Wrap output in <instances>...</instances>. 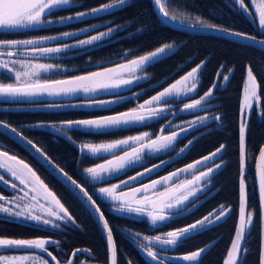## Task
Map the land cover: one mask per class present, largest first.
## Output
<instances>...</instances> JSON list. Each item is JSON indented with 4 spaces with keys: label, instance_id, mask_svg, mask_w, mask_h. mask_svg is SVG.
I'll list each match as a JSON object with an SVG mask.
<instances>
[{
    "label": "snow or ice",
    "instance_id": "snow-or-ice-1",
    "mask_svg": "<svg viewBox=\"0 0 264 264\" xmlns=\"http://www.w3.org/2000/svg\"><path fill=\"white\" fill-rule=\"evenodd\" d=\"M74 2L78 3V0H0V33L39 30L50 27L56 22L61 24L71 21L85 22L88 17L99 18L102 14H110L114 9H122L128 4V0H106L105 3L91 9L77 11L59 17L58 20L52 18L56 10ZM152 2L163 25L171 23L179 27L184 26L188 21L187 26L191 29L220 31L226 36H235L239 40L250 41L252 45L264 47V0H259V4L257 0H247V2L246 0H231L230 4L238 13L244 14L253 24L257 25L261 34L260 38L257 35L207 22L200 15H196L191 20L186 16H178L165 6L166 3H170V0H152ZM119 27L105 25L104 30H99L101 25L97 23L78 30L64 31L57 35L28 39H0V70L11 81L0 82V105L20 104L21 102L38 103L37 98L45 96L49 98L73 97L82 102L49 103L42 106L96 109L111 113L60 122H38L35 125V127L50 129L51 134L64 138L77 147L78 164H82L84 159L104 161L83 167L82 178H87L88 186L78 182L63 167L56 164L45 149L25 136L22 130L0 119V130L14 134L30 146L37 157L51 169L65 187L86 206L89 214L94 217L97 227L105 236L109 264H117V244L113 226L105 217L98 200L110 201L109 211L132 214L138 218L146 217L150 226L158 229L162 225L185 219L193 214L201 206L203 198L211 192L214 178L226 166L223 159L227 148L225 144H220L209 154L167 175L159 176L157 179H151V175L158 173L163 165L171 161L161 160L159 164L147 167L145 158H154L158 154L171 156L172 153L180 157L196 142V138H193L188 139L187 143L182 146L179 145V141L184 140L190 132H199L209 128L210 120L217 123L218 129L222 127V115L210 117L208 111L212 106V101L216 99L215 91L230 83L231 76L234 75V68L229 70V74H224L226 66L221 65L216 79L207 91L199 95V98H193L202 86V76L207 63V61H202L149 99L128 110L113 113V105L119 106L123 102L137 99L141 93L132 92V89L141 80L148 78L138 73H146L149 67L174 54L173 42H164L154 50L114 66H101L99 70L85 71L83 74L62 79H54L48 75L61 71V65L40 62L41 57L47 58L68 51L87 54L97 50L110 41ZM81 36L84 38H79ZM48 41L57 43L49 46L46 43ZM246 77L243 84V100L240 105L238 221L223 264H245L249 251L246 241L254 227L255 220L254 208L249 206L246 183V143L249 117L254 109L253 101L256 102L255 106L259 107L261 97L258 95L257 77L250 64L246 66ZM220 79L224 82L223 84L218 82ZM123 90L132 92V95H122ZM101 94L115 98L103 99L100 98ZM180 97H186L189 101L183 103L180 111L187 112L195 118L182 125H172L169 121L167 128L159 129V134L144 131L140 134L101 143L86 139L77 142L72 135V133L79 132L84 137L107 136L114 131L128 130L136 126H150V121L167 120L171 115L169 108L173 101ZM199 109H205V114H197ZM3 110L7 111V109ZM260 115L264 117V111H261ZM176 128L179 130H175ZM258 156L259 163L256 164V169L261 229L259 264H264V146L260 147ZM138 165L143 169L142 171L136 172L135 175L125 180H120L119 183L109 184L111 180L119 179L121 175H126L130 169ZM5 174L9 176V179H5ZM145 177H148L150 182L144 183ZM97 183L109 186H101L90 193L89 187L95 188ZM0 184L6 188L10 187L14 193L11 197L0 195V218H6L8 222L21 221L37 230L62 229L69 226L79 228L69 209L37 172L24 160L10 155L2 148H0ZM137 184L139 186H136ZM231 214V206L220 204L202 218L183 227L143 236L139 232L129 230L127 238L137 244L149 258L150 264L152 262L165 264V259L180 260L187 264H201L202 255L214 246L213 244L178 257L164 258L162 253L168 248L183 246L187 240L212 230L220 223L226 222ZM52 246H60V243L52 237H0V253L23 252V254L13 255L0 254V264H50V262L61 264L57 256L49 250ZM81 251L84 250L75 249L63 264H76ZM128 264L132 262L128 261Z\"/></svg>",
    "mask_w": 264,
    "mask_h": 264
},
{
    "label": "trees",
    "instance_id": "trees-1",
    "mask_svg": "<svg viewBox=\"0 0 264 264\" xmlns=\"http://www.w3.org/2000/svg\"><path fill=\"white\" fill-rule=\"evenodd\" d=\"M129 3L122 9H114L110 14H102L99 18L86 19L85 22H68L53 25L39 30H29L26 32L0 33V39H28L40 36L57 35L64 31L78 30L92 24H102L111 22L109 26H120L124 28L118 32L114 38L103 47L82 54L76 58L61 61L68 68H75L60 78L75 74H83L85 71H92L101 66L126 61L135 56L145 54L147 51L154 50L164 42H173L174 54L168 59L149 67L146 74L149 80L139 82L132 89V92L141 93L137 99L123 102L119 106L113 105L112 112L118 113L135 107L138 103L149 99L156 92L161 91L175 80L185 75L191 68L207 61L202 76V86L199 87L197 97L202 95L217 77L221 65H225L224 74H229V70L234 68V75L231 76L230 83L225 88L215 91L216 99L212 101L214 108L213 115H222V127L218 129L217 123L211 122L209 128L199 132H192L184 140L179 141V145L187 143L188 139L196 138L193 146L180 159L176 160L168 169L161 170L159 175L164 176L166 172L173 171V168L184 167L202 156L225 144L226 155L224 161L226 166L221 169L213 180L211 192L203 198L201 206L185 219L169 222L158 229L150 226L147 219H135L122 216L109 211L110 202L100 201L105 217L109 220L114 230V238L117 244L118 264H150V262L140 253L134 243L127 238L128 231H134L143 235H155L175 228L183 227L197 219L202 218L209 211L217 208L220 204L231 206L232 214L226 222L220 223L217 227L203 234L187 240L183 246L163 252L170 255L181 256L195 251L209 244L214 246L202 256L201 264H223L226 259L227 251L234 236L235 227L238 221L239 206V123L240 105L242 100L243 84L246 78V66L253 67V73L257 77L259 84V96L261 97L260 109H253L249 118V128L247 130L246 143V183L248 185L249 206L254 208L255 220L254 227L247 237V247L249 249L245 264H259L260 258V220L259 206L256 194L254 165L259 149L264 145V117L260 115L264 111V52L230 42L212 36L190 35L173 30L163 25L154 12L151 0H128ZM106 0H78L74 6L57 10L52 18L58 20L59 17L73 14L77 11L91 9L105 3ZM247 2V0H246ZM231 0H170L165 6L178 16H186L191 20L196 15H200L207 22L216 23L226 28L234 29L257 35L260 32L249 20L247 16L230 6ZM82 5V7L80 6ZM188 22V21H187ZM131 50V52H129ZM95 65L90 68L85 66ZM1 81V79H0ZM223 82L222 79L219 83ZM127 90L122 95H131ZM115 98L103 95L100 98ZM75 98L58 101H40L38 103L21 102L20 104L0 105V107H18L20 110L0 111V119L7 121L11 126L22 130L24 135L33 140L38 146H42L48 156L63 167L70 175L81 184L88 186L86 177L82 178V169L85 166H93L102 160L84 159L82 164L77 163V147L69 143L66 139L51 134V131L38 129L35 125L38 122H60L69 119L87 118L93 116L111 114L101 110L86 109H48V110H25L28 107H40L49 103L73 104ZM39 105V106H38ZM193 115H182L173 124L181 123ZM168 120V118H167ZM167 120H156L149 123L150 126H136L128 130L114 131L107 136L84 137L82 133H72L77 142L90 140L94 143L110 142L114 139L125 138L144 131L158 134L159 129L164 126ZM210 133V134H209ZM0 148L7 150L10 155H15L19 159L28 163L40 176L49 188L57 195L61 202L69 209L75 218L79 228L67 227L64 229H42L37 230L30 225L22 222H8L5 218H0V237L6 238H35L52 237L60 243L59 247L52 246L50 251L62 262L70 258L75 249L80 248L79 257L76 264H108L107 246L103 235L93 216L89 214L87 208L70 192L59 180H57L44 166H42L33 156L18 145L13 140L0 133ZM172 157L165 154L153 158L148 166L159 164L161 160ZM108 158V157H107ZM142 168L135 167L121 175L119 179L109 182L118 183L129 176L135 175ZM101 186H108L97 183L95 188L89 187V192H93ZM0 193L11 194L7 189L0 185ZM95 198V197H94ZM82 229V230H81ZM0 254H23L22 251L15 253L6 252ZM51 264V262H50ZM171 264H184L174 261Z\"/></svg>",
    "mask_w": 264,
    "mask_h": 264
},
{
    "label": "rangeland",
    "instance_id": "rangeland-1",
    "mask_svg": "<svg viewBox=\"0 0 264 264\" xmlns=\"http://www.w3.org/2000/svg\"><path fill=\"white\" fill-rule=\"evenodd\" d=\"M75 3L76 2H74L73 4H71V5H69V6H66V7H64V8H61V9H65V8H69V7H72V6H74L75 5ZM128 3H129V1H128ZM257 4H259V0H257ZM61 9H58V10H61ZM57 11V10H56ZM55 11V12H56ZM54 20H57V19H55V18H53ZM87 19H92V17H88ZM71 22H75V21H71ZM187 22V21H186ZM110 23L111 22H105V23H102V24H100L101 25V28L99 29V30H104V27H105V25H107V26H109L110 25ZM60 23L59 22H56V23H54L53 25H59ZM53 25H51V26H53ZM254 26H256V28L258 29V27H257V25H255L254 24ZM124 28H119V30L114 34V36L118 33V32H120V31H122ZM26 31H29V30H20V31H18V32H26ZM114 36L110 39V42H111V40L114 38ZM79 38H84L83 36H81V37H79ZM67 42H69V43H71L72 41H67ZM49 46H52V45H54L55 43H57V42H55V41H48V42H46ZM108 43H109V41H108ZM66 53H69V52H66ZM66 53H61V54H56V56H58V55H62V56H60V57H62V59H60V60H55V61H47V60H40V62H44V63H54V64H59V65H61V71H58V72H55V73H49L48 75L51 77V78H54V79H62V78H60V76H64V75H66L67 73H69V72H73L74 70H76L75 68H68V67H66V66H64V64L63 63H59V62H61V61H65V60H69V59H72V58H76V57H78V56H80V55H82L83 53H74V54H72V55H68V56H63V55H65ZM52 57H54V56H52ZM125 58H126V60L127 59H129V58H127V57H123L122 59H124L125 60ZM122 62H125V61H122ZM122 62H118V63H122ZM115 64H117V63H114V64H110V65H108V66H114ZM92 66H95V65H87V66H85V67H87V68H90V67H92ZM105 67H107V65L105 66ZM94 70H99V68H96V69H93L92 71H94ZM75 75H79V74H75ZM138 75H146L147 77H148V75L146 74V73H138ZM71 76H73V75H70V76H68V77H71ZM63 78H67L66 76L65 77H63ZM247 78V77H246ZM246 78H245V81H246ZM0 79H1V81L0 82H11L9 79H8V77L7 76H5L4 74H3V72H2V70H0ZM147 80H149V77L147 78V79H144V80H141V82H145V81H147ZM140 82V83H141ZM219 82V81H218ZM174 83V82H173ZM224 82H221V84H223ZM226 86H227V84H226ZM225 86V87H226ZM225 87H221V88H225ZM132 95V94H131ZM258 95H259V89H258ZM127 96V95H126ZM111 97H109L108 99H110ZM193 98H199V97H197V94L196 95H194L193 96ZM105 99H107V98H105ZM242 100H243V90H242ZM242 100H241V102H242ZM184 102H189L188 101V98H186V97H180V98H176L174 101H173V103H172V105H171V107L169 108V112L171 113V115H169L168 116V120L165 122V124H164V126L163 127H165V128H167L168 127V122L169 121H171V123H172V125H182V124H185V122H187V121H190V120H192V119H194L195 117L194 116H192V117H190L189 119H186L185 121H183V122H181V123H177V124H173L176 120H178L182 115H186V114H188V115H191V114H189V113H187V112H181L180 111V109L183 107V103ZM253 104H254V108H256L257 110H259L260 109V106L259 107H256L255 105H256V102L255 101H253ZM214 108V105H212L211 106V108H210V110L208 111V115L211 117V116H214L213 115V113H212V109ZM253 111V110H252ZM252 113V112H251ZM197 114H199V115H204L205 114V109H199L198 111H197ZM251 116V115H250ZM250 118V117H249ZM151 122H153V121H150L149 123H151ZM212 121L210 120V123H211ZM36 128H38V129H43V130H48V131H51L50 129H48V128H43V127H36ZM169 130H171V129H169ZM175 130H179L178 128H176ZM151 133V132H150ZM192 132H190L189 134H191ZM140 134V133H139ZM158 134H159V132H158ZM136 135V134H135ZM162 155H165V154H158L156 157H160V156H162ZM156 157H154V158H156ZM175 157H176V154L175 153H172V157L171 158H169V159H166V160H168V161H171L170 163H168V164H165V165H163L160 169H159V171H158V173L161 171V170H164L165 168L166 169H168V167H169V165H172L175 161H176V159H175ZM18 158V157H17ZM109 159H111V157H108ZM19 159V158H18ZM153 158H145V166H147L148 164H149V162L152 160ZM104 162V161H103ZM103 162H101V163H103ZM26 163V162H25ZM28 164V163H27ZM137 167H140L139 165L137 166ZM148 167H151V166H148ZM175 169H177V168H175ZM174 168H173V170H175ZM131 170V169H130ZM143 169H141L140 171H142ZM158 173H153L152 175H151V179H157V177H156V175L158 174ZM169 172L167 171L166 172V174H163V175H167ZM159 176H161V175H159ZM159 178V177H158ZM181 178H183V177H181ZM5 179H7L6 178V176H5ZM148 182H150V180H149V178L148 177H145V179H144V183H148ZM18 183V182H17ZM119 183V182H118ZM1 186H3L4 188H5V186L3 185V184H0ZM109 186V185H108ZM136 186H139L138 184L136 185ZM7 188H9L12 192H13V190L10 188V187H7ZM6 189V188H5ZM11 192V194H2V193H0V195H3V196H5V197H11L12 195H14V193H12ZM108 202H110V201H108ZM111 203V202H110ZM113 213H115V214H119V215H122V216H128V217H132V218H135V219H147L146 217H144V218H138L137 216H135V215H132V214H127V213H118V212H116V211H112ZM6 219V218H5ZM69 227H71V226H69ZM64 228H67V227H64ZM64 228H62V229H64ZM134 243V242H133ZM134 245L139 249V251H140V253L150 262V260H149V258L144 254V252L143 251H141V249L137 246V244L136 243H134ZM170 249H174V248H168V249H166V250H170ZM207 252V251H206ZM205 252V253H206ZM204 253V254H205ZM203 254V255H204ZM202 255V256H203ZM169 256H171V257H178V256H175V255H170V254H168V253H165V252H163L162 253V257H164V258H166V257H169ZM174 261H176V260H168V259H165V264H171L172 262H174ZM177 261H179V260H177ZM180 262H182V261H180ZM182 263H184V264H187V262H182ZM61 264H62V262H61ZM117 264H118V257H117ZM152 264H155V262H152Z\"/></svg>",
    "mask_w": 264,
    "mask_h": 264
},
{
    "label": "water",
    "instance_id": "water-1",
    "mask_svg": "<svg viewBox=\"0 0 264 264\" xmlns=\"http://www.w3.org/2000/svg\"><path fill=\"white\" fill-rule=\"evenodd\" d=\"M152 1V0H151ZM152 6L154 9V12L156 13L159 21V14L156 10V7L154 6L153 2H152ZM188 22H185L184 26H175L171 23L167 24L166 26L176 30L178 32H182V33H186V34H190V35H199V36H212V37H217V38H221L224 40H228L230 42L233 43H237L243 46H247L259 51L264 52V47L260 46V45H252V43L250 41H243V40H239L237 37L235 36H226L223 32L220 31H210V30H206V29H191L187 26ZM53 59H58L57 57H41L40 60H53ZM125 91V90H123ZM104 94H101V96H103ZM69 99H73V97H59V98H49L47 96L45 97H41V98H37V101H58V100H69ZM65 108H69V109H80V108H73V107H59V108H50V107H45V106H40V107H28V108H23L25 110L29 109V110H48V109H55V110H60V109H65ZM3 109H7V111H14V110H20L21 108L18 107H0V111H4ZM86 110H95V109H86ZM0 133L5 135L6 137H8L9 139L13 140L14 142H16L18 145H20L24 150H26L31 156H33L42 166H44L57 180L60 181V179L54 174L52 173L51 169L48 168V166L46 164L43 163V161H41L37 155L35 154V152L31 149L30 146H28L23 140L18 139L14 134L10 133V132H5L0 130ZM264 146V145H263ZM187 153V152H186ZM186 153H184L182 156L180 157H175L176 160L182 158ZM259 163V156L257 155L256 157V161H255V165H254V175H255V185H256V194H257V199H258V206H259V220H260V203H259V197H258V192H257V187H258V175H257V169H256V164ZM61 182V181H60ZM62 183V182H61ZM63 184V183H62ZM64 185V184H63ZM65 186V185H64ZM84 205V204H83ZM85 206V205H84ZM86 207V206H85ZM88 210V209H87ZM89 211V210H88ZM94 218V217H93ZM95 220V219H94ZM102 233V232H101ZM104 241H105V236L102 233ZM106 243V242H105ZM260 251H261V229H260ZM107 256H108V264H109V254L107 252Z\"/></svg>",
    "mask_w": 264,
    "mask_h": 264
},
{
    "label": "flooded vegetation",
    "instance_id": "flooded-vegetation-1",
    "mask_svg": "<svg viewBox=\"0 0 264 264\" xmlns=\"http://www.w3.org/2000/svg\"><path fill=\"white\" fill-rule=\"evenodd\" d=\"M69 53H66L65 55H63V56H68V55H72V54H74V53H76V52H73V51H68ZM60 56H62V55H58V56H56V55H54V57H60ZM52 57V56H51ZM47 61H55V59H53V60H47Z\"/></svg>",
    "mask_w": 264,
    "mask_h": 264
},
{
    "label": "crops",
    "instance_id": "crops-1",
    "mask_svg": "<svg viewBox=\"0 0 264 264\" xmlns=\"http://www.w3.org/2000/svg\"><path fill=\"white\" fill-rule=\"evenodd\" d=\"M6 178L9 179V176L7 174H5ZM6 188V187H5ZM9 192H12L9 188H6ZM13 193V192H12ZM21 222V221H18ZM23 223V222H22ZM180 261V260H179Z\"/></svg>",
    "mask_w": 264,
    "mask_h": 264
}]
</instances>
